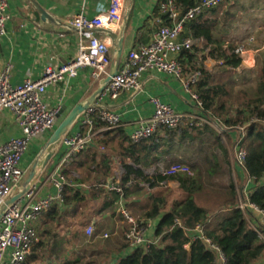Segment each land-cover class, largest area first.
<instances>
[{"label": "built area", "instance_id": "obj_1", "mask_svg": "<svg viewBox=\"0 0 264 264\" xmlns=\"http://www.w3.org/2000/svg\"><path fill=\"white\" fill-rule=\"evenodd\" d=\"M227 1L232 0H201L196 7L186 13L176 0L162 1L159 13L165 16L170 24L163 22L149 44L124 52L118 72L97 101L101 108L90 109L79 118L73 130L64 139L55 157L56 162L54 163V159L50 165L52 168H48L44 174V185H53L55 192L41 198L38 184L26 197L9 208L1 219L0 264L27 263L34 249L40 244L37 222L54 205L64 201L66 188L70 186L68 175L72 166L96 139L104 136L106 128L115 129L122 123L121 114L103 108L102 104L107 100H117L125 92L139 94L143 88L142 80L145 75L164 74L181 81L186 93L195 103L196 113L178 112L160 99L152 98L153 114L149 119L137 123L130 134L132 143L151 140L166 130H178L186 124L191 128L209 126L225 139L226 128L219 120L204 114V104L195 91L201 73L197 72L186 78L180 56L184 51L193 52L195 47L202 43L192 37L183 39L187 23ZM79 2L82 5V12L70 21L71 27L79 35L78 51L71 62L57 68L48 65L39 80L33 81L28 78L19 86L11 83L10 66L0 72V115L5 113L20 133L18 137L0 146V207L22 179L26 171L23 169L24 158L34 140L52 134L57 127V115L61 107L49 106L46 93L50 87L77 78L80 70L85 68L92 70V77L97 82L107 75L110 68L112 39L108 34L101 39L98 31L118 33L123 23L127 0H110L109 8L96 17H88L84 13L88 0ZM11 20L8 0H0V37L7 34V26ZM258 53L264 56V45L254 53L248 51L244 45H239L234 50V54L242 59V63H245L250 55ZM216 63L224 64L223 61ZM97 121L103 123L104 127L96 128ZM243 138L244 135L234 148L233 161L238 168L245 170L247 150L242 146ZM124 174V168L118 167L115 175L106 181L104 188L109 192L122 194ZM161 174L166 178H175L190 176L192 171L187 165L176 163L163 168ZM129 185L131 182L127 184ZM239 208L246 214L252 212L258 215L260 223L255 230L264 242V209L247 203L244 199L239 203ZM118 213L127 223L124 240L129 248L148 250L152 242L148 240L147 232L153 226L152 220L135 219L122 204V200ZM85 236L89 242L96 240V228L93 223L85 229ZM191 237L193 240L203 239L211 250L216 252L218 264L226 263L225 256L219 248L205 238L202 227H197ZM101 238L108 239L109 235L105 233Z\"/></svg>", "mask_w": 264, "mask_h": 264}, {"label": "trees", "instance_id": "obj_2", "mask_svg": "<svg viewBox=\"0 0 264 264\" xmlns=\"http://www.w3.org/2000/svg\"><path fill=\"white\" fill-rule=\"evenodd\" d=\"M200 1L176 0L185 13L196 7ZM236 8L245 10L246 5L241 0L234 3L233 0L227 1L218 8L190 21L185 27V32L188 29L187 38L202 37L213 47L216 46L211 57L224 62L223 66L227 68L224 74L216 78L217 73L203 67L202 63L196 59L195 52L198 49H194L193 52H182L180 61L184 65L185 77H190L197 72L201 73L195 91L204 104L203 112L205 115L214 120L217 119L223 125L231 128L240 124L251 123L253 120L246 137L242 141V146L247 150L245 172L253 181L255 189L247 198L244 197V200L264 209V60L260 77L255 81L254 91L252 95L250 94L251 96L245 91L244 95L247 100L241 108L236 109V117L231 116L232 109L229 106L232 98L231 88L223 80V77H227L229 70L238 69L242 65V59L234 54L235 43L229 42L228 47L224 49L225 41L218 32L220 26H225L228 22L238 19L239 16L233 11ZM157 15L165 24L166 22L169 24L165 16L160 15V13ZM209 16L215 18L206 19ZM99 125L104 126L103 123ZM116 132L124 140L121 152L125 170L122 179L123 193L109 192L104 188V182L113 176L112 171L107 170L103 180L100 181L97 188L93 187L90 190L87 197L82 196L79 189L68 186L64 194V201L54 205L49 212L45 213L42 222L51 223V227L48 229L45 227L43 231L45 239L40 242L36 249L41 248L50 251L47 258L50 264H85L78 255L69 258H65L62 254L55 256L60 253V246L63 241H58L57 235L53 236V233L58 229L59 223L66 222L68 224L67 214L77 209L79 204L85 200H92L94 193L104 196L106 205L113 210L117 209V204L122 198L125 200L140 199L148 195L145 200L142 219L157 221L158 225L156 241L152 242L148 250L136 249L130 255L119 258L117 261H114L112 255L107 253L100 260H95L93 264H218L216 252L211 250L203 239H192L191 235L197 227H202L205 238L211 240L224 254L225 264H254L263 255L264 242L258 236L255 228L250 225L249 214L244 213L239 208V191L231 180L229 185L224 187V201L219 203V199L216 204L215 212L227 213V216L222 220H216L215 217L217 216L214 217L213 209L201 206L197 201L199 193L205 188L204 180L206 178L210 180L220 175L231 176V157L222 145H219L223 149L222 164H220L219 157L213 153L210 159L207 158L208 166L205 167V172L199 166L193 165L191 168L195 171V176H180L183 180L181 189L186 196L181 201L173 202L169 210L166 209V204L170 193L155 194L151 192L148 194L146 187L143 186L149 184L152 191L155 187L160 186L163 179H167L159 178L158 181L149 179L145 176L144 169L160 164L163 156L171 155L177 147L182 148L184 142L189 144L196 141L200 142L206 133L220 142L216 130L209 126L191 128L187 124L183 129L166 130L162 135L140 143H132L120 130ZM178 137L179 141L176 140ZM127 160H130L133 165H129ZM224 169L225 171H223ZM130 182L131 185L127 186ZM70 232H72V236H76L73 230ZM108 240H104L103 246L109 247ZM98 242L95 244L91 242L93 245L90 247L91 251H95L94 246ZM187 246L189 247L187 248ZM127 247L128 245L125 243L122 248L115 250V252L120 253ZM36 259L37 254H32L26 264H32Z\"/></svg>", "mask_w": 264, "mask_h": 264}, {"label": "crops", "instance_id": "obj_3", "mask_svg": "<svg viewBox=\"0 0 264 264\" xmlns=\"http://www.w3.org/2000/svg\"><path fill=\"white\" fill-rule=\"evenodd\" d=\"M162 1L135 0L132 18L124 36V52L151 42L154 33L163 23V20L157 15L159 14ZM238 1L240 0H233V3ZM241 1L243 4L246 1H250V4H253L252 0ZM8 2L12 20L7 26V34L0 37V72L7 66L11 67L12 85L19 86L28 78L37 81L43 76L46 66L50 65L53 68H57L74 59L78 51L79 35L71 27L70 21L82 12V5L79 0H8ZM109 3L110 0H88L84 13L88 17H96L109 8ZM238 10L241 9L236 8L233 11L238 15ZM212 18L215 17L209 16L206 19ZM236 21L228 22L227 25L218 28L220 37L225 41L224 49L228 47L229 42H234L236 47L239 46L236 41L241 36V30H238L239 26H237L238 22ZM184 33L183 39H186L188 29ZM98 36L104 39L107 37V33L103 30L98 31ZM197 39L202 42L195 47V49H198L195 52L197 61L202 62L205 58L207 60L205 66L209 62L211 64L213 61L211 53L216 46L214 45L213 47L202 37ZM247 59L240 68L248 67L250 62H247ZM94 83L96 82L92 77V70L85 68L80 70L77 78L50 87L46 93V100L49 106L52 108L61 107V109L66 106V114L61 119H57V126L85 98ZM142 85L143 88L139 94L133 95V93L125 92L117 100H107L102 104L103 108H108L121 114L122 123L115 129L106 128L104 136L96 139L94 144L72 166L68 175V182L70 186L79 189L82 194L87 193L89 195L93 187L97 188L107 171H112L114 176L118 167L124 168V159L121 155L124 140L116 131H122L126 138L131 141L130 134L137 126V123L141 120L149 119L153 114L152 98L160 99L163 103L171 105L178 112L196 113L195 103L190 95L186 93L181 81L172 79L164 74H147L142 80ZM99 124L100 122L97 121L96 128L104 127ZM19 135V131L11 123L7 115L5 113L1 114L0 146ZM47 142V136H40L34 140L28 154L32 155L33 162ZM56 160H54V163ZM165 160L166 156H163L160 163H164ZM29 161H24L23 169H28L27 163ZM127 163L133 165L130 160H127ZM48 168L51 169L52 166ZM237 169L238 173L236 175L241 188V195L244 199L255 189V185L245 170L235 167L231 158L232 176V173L235 170L237 171ZM44 180L45 178L41 179V183L38 186L39 197L41 198L55 192L53 185H44ZM84 202L85 209L82 212L80 211L78 216L83 214L82 216H85L88 223L95 225L96 240L94 243L99 241V245H102L97 246L102 247L101 253L104 256L107 253L111 254L114 261L130 255L134 250L129 248V246L121 250L120 253L115 252V250L125 245L124 233L127 230L125 219L117 212L115 214L113 208L106 205L104 196L94 193L92 200L88 199ZM82 204L83 202L79 204L77 209L72 210L66 216L67 223L72 227L73 232H75L76 223H72L73 221L71 220L73 215L76 217L78 211L82 208ZM226 216V212H221L215 219L220 221ZM249 216L250 225L256 229L260 223L258 215L251 212ZM43 219L44 215L38 222L41 224ZM152 222L153 226L148 230L147 238L154 242L157 238L158 222L153 220ZM43 225L45 227V224ZM105 233L109 235V247L101 244L103 243L101 240H104L101 235ZM254 264H264V253Z\"/></svg>", "mask_w": 264, "mask_h": 264}, {"label": "rangeland", "instance_id": "obj_4", "mask_svg": "<svg viewBox=\"0 0 264 264\" xmlns=\"http://www.w3.org/2000/svg\"><path fill=\"white\" fill-rule=\"evenodd\" d=\"M252 2L253 4H250L251 3L250 1L245 2L246 9L237 11L239 17L238 19H236L238 21L236 20L235 21L238 22L237 23V26H239L238 30H241V36L240 38L237 39L236 42L239 43L238 45H244V47L248 51L254 53L256 50H258L264 45V2L260 0L259 1L252 0ZM247 58H248L247 62H250L248 63L249 64L248 67L245 66L237 70L236 69L229 70L230 72L228 73L227 77H223L224 82L228 84V87L231 88V92H232V98L231 101L229 102L230 109H232V114H231L232 117L237 116L236 109L241 108L242 105L247 100V98L244 95L245 91H247L249 93V96H251L254 91V85L256 84L255 81L258 80V78L260 77V71H261L262 62L264 60V56L258 53V54L250 55ZM211 59L213 60L211 64H209L210 63L209 62L205 66V62L207 61L205 60V58L204 61H202L201 63L203 67L207 68L209 71L213 73H217L216 78H219L222 74L226 72L227 68L222 64L216 63V62H220L217 61V59L213 57H211ZM218 65L219 68H217ZM252 121L253 120H251V123ZM251 123L249 122L246 124H240L239 126L233 128L228 127L227 125L224 124L223 127L226 128V133H224L225 139L222 136H220L218 133L220 142H218L214 137L208 135L207 133L203 135V138L201 140L202 142L196 141L195 143H191V144H189L188 142L187 143L184 142L182 148L177 147L172 152L171 155L166 156V160L164 163H160L156 166H152L150 168L145 169L144 174L149 179H156V181H158L159 178L161 179L166 178L161 174L163 168H167L168 166H171L176 163H182L184 165H187L191 169L192 174L190 176L193 177L195 176L196 173L195 171L192 170L191 167L193 165H197L200 167V169L203 172H205V167L208 166L207 158L210 159L213 153L219 157L220 164L223 163V151H222L223 149H221L219 145H222L229 152V155L233 160L235 153L234 148H236V144L238 143L239 139L242 138L243 135L244 138L246 137L248 128L250 127ZM184 127L185 125L182 127V129ZM51 135L52 134L47 136L48 140L50 139ZM176 140L179 141L180 140L179 137L176 138ZM39 154L40 152L38 153V155ZM27 155L24 158V161L25 160L29 161L31 159V161L27 163L28 165L27 168H29L33 160H32V155H28V156ZM225 169L223 171H225ZM24 170L27 169L25 168ZM236 173H238V169L237 171L235 170V172L232 173L233 176L231 175L230 176L231 178L225 177L226 175H220L215 179L208 180L206 178L204 180L205 188L199 193L197 197V201L199 205L213 209L212 211L214 217L221 214L220 211L215 212V210L217 209L216 204L219 199H220L219 203L224 201V197H225L224 187L229 185L230 180L235 184L236 188L239 191L240 202L243 201V197L241 195V188L238 183ZM182 182L183 180L181 177L180 178L175 177L172 179L167 178L166 180L163 179L162 183L160 182V186L155 187L152 191L150 189V185L149 186L145 185V187L148 191V194H150L151 192L155 194L170 193V195L167 198L168 203L166 204V209L169 210L173 202H175L176 200L181 201L186 196L181 189ZM82 196L87 197L89 195H87V193L86 194L83 193ZM147 196L140 199L135 198L130 200H125L122 198V204H124L125 208L130 212L132 216L134 215L133 217L135 219L139 220L142 219L143 217V213L145 210L144 204H146L145 200L147 199ZM119 204H117V209L113 210L115 214L118 213ZM84 205L85 202H83V204L81 205L82 208L78 211L76 217H74L73 215L71 220L73 221L72 223H76L75 224L76 236L75 235L72 236V232H70L72 230V227L69 224H66V222L59 223L58 229L54 231L53 236L57 235L56 239H58V241L59 240L63 241L62 245L60 246L61 251L58 249L60 253L56 254L55 256H59L60 254H62L63 256H65V258H69L73 255H78L81 257V261L83 263L93 264L95 260L98 261L102 257H104V254L101 253L102 247H97L100 243L94 246L95 251H91L90 247L93 246L91 244L92 243L95 244V243L89 242V239L84 235L85 229L90 224L88 223L85 216H82L83 214L78 216L80 211L81 212L84 211L83 210L85 209ZM37 224H38L37 229L39 232V238L41 242L42 240L45 239L43 236V231L45 230V227L47 229L50 228L51 223L40 224V222H37ZM43 224H45V227H43L44 226ZM104 240L101 241L104 242ZM36 248L34 249L33 254H37V259L35 261L36 263L33 262L32 264L34 263L50 264L47 259L48 256L50 255V251L41 248L38 249Z\"/></svg>", "mask_w": 264, "mask_h": 264}, {"label": "water", "instance_id": "obj_5", "mask_svg": "<svg viewBox=\"0 0 264 264\" xmlns=\"http://www.w3.org/2000/svg\"><path fill=\"white\" fill-rule=\"evenodd\" d=\"M135 0H127L123 23L118 33L105 31L112 39L111 65L107 75L100 81L94 83L85 98L70 111L59 123L50 139L34 160L31 166L25 171L22 179L14 186L12 193L0 207V221L9 208L26 197L41 181L48 167L58 154L66 136L73 130L79 118L90 109H100L98 99L108 87L112 78L118 72L124 54V36L132 18V9ZM38 16V14H37ZM66 114V106L59 111L57 118L61 119Z\"/></svg>", "mask_w": 264, "mask_h": 264}]
</instances>
